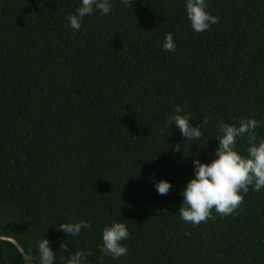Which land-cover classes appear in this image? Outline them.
Wrapping results in <instances>:
<instances>
[{"label": "trees", "instance_id": "16d2710c", "mask_svg": "<svg viewBox=\"0 0 264 264\" xmlns=\"http://www.w3.org/2000/svg\"><path fill=\"white\" fill-rule=\"evenodd\" d=\"M0 235L30 264H264V0H0Z\"/></svg>", "mask_w": 264, "mask_h": 264}, {"label": "water", "instance_id": "95a60500", "mask_svg": "<svg viewBox=\"0 0 264 264\" xmlns=\"http://www.w3.org/2000/svg\"><path fill=\"white\" fill-rule=\"evenodd\" d=\"M2 240L13 243L18 248L20 253L22 254L23 259H24V264H30V259H29L28 254L26 253L25 249L20 245V243L16 239H14L13 237L7 236V235H0V241Z\"/></svg>", "mask_w": 264, "mask_h": 264}]
</instances>
